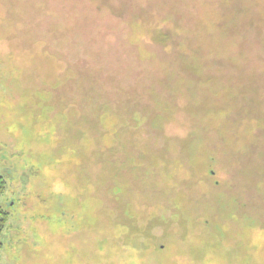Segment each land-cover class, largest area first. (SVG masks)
Instances as JSON below:
<instances>
[{"label":"rangeland","instance_id":"374dc122","mask_svg":"<svg viewBox=\"0 0 264 264\" xmlns=\"http://www.w3.org/2000/svg\"><path fill=\"white\" fill-rule=\"evenodd\" d=\"M0 264H264V0H0Z\"/></svg>","mask_w":264,"mask_h":264},{"label":"trees","instance_id":"16d2710c","mask_svg":"<svg viewBox=\"0 0 264 264\" xmlns=\"http://www.w3.org/2000/svg\"><path fill=\"white\" fill-rule=\"evenodd\" d=\"M6 192V181L4 177L0 173V251L2 249V241L1 237L3 234V231L7 225L9 213L5 208V205L3 203V196Z\"/></svg>","mask_w":264,"mask_h":264}]
</instances>
